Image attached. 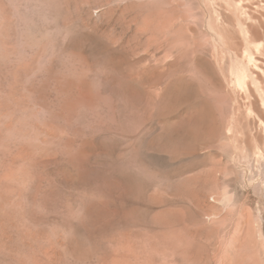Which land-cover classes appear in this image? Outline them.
I'll return each mask as SVG.
<instances>
[{
    "label": "rangeland",
    "instance_id": "obj_1",
    "mask_svg": "<svg viewBox=\"0 0 264 264\" xmlns=\"http://www.w3.org/2000/svg\"><path fill=\"white\" fill-rule=\"evenodd\" d=\"M0 264H264V0H0Z\"/></svg>",
    "mask_w": 264,
    "mask_h": 264
},
{
    "label": "bare ground",
    "instance_id": "obj_2",
    "mask_svg": "<svg viewBox=\"0 0 264 264\" xmlns=\"http://www.w3.org/2000/svg\"><path fill=\"white\" fill-rule=\"evenodd\" d=\"M13 60V59H12ZM260 82V81H259ZM241 92V91H240ZM254 96H256V94L254 95ZM257 97H255V99H256ZM245 99H246V97H245ZM255 101V100H254ZM257 101V100H256ZM259 101V100H258ZM260 102V101H259ZM255 105H257V102H255ZM246 113V112H245ZM263 116V115H262ZM249 120V119H248ZM255 132V131H254ZM259 148V147H258ZM250 165V164H249Z\"/></svg>",
    "mask_w": 264,
    "mask_h": 264
}]
</instances>
